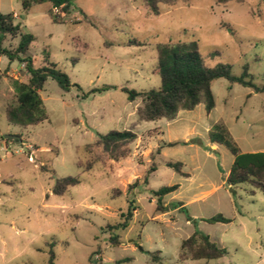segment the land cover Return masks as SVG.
<instances>
[{"label": "rangeland", "instance_id": "rangeland-1", "mask_svg": "<svg viewBox=\"0 0 264 264\" xmlns=\"http://www.w3.org/2000/svg\"><path fill=\"white\" fill-rule=\"evenodd\" d=\"M48 9L19 8L35 39L28 54L39 66L46 52L71 87L48 78L39 92L48 121L21 129L5 119L13 88L0 79V136L18 138L0 139V264H47L53 242L54 264H152L156 251L161 262L180 264L179 245L195 231L226 254L185 264H264V195L245 184L228 188L233 156L208 142L222 123L242 153L264 152V1L72 0L64 24L52 23ZM82 14L86 21L74 24ZM178 43H195L206 67L227 66L261 91L216 79L210 111L201 101L172 120L144 121L140 98L129 101L125 90L159 89L157 68ZM111 132L136 136L128 157L106 160L112 147L83 151ZM172 185L178 189L157 211L154 192ZM127 214L126 229L109 228ZM218 214L230 222L207 221ZM116 235L121 244L113 246Z\"/></svg>", "mask_w": 264, "mask_h": 264}, {"label": "trees", "instance_id": "trees-1", "mask_svg": "<svg viewBox=\"0 0 264 264\" xmlns=\"http://www.w3.org/2000/svg\"><path fill=\"white\" fill-rule=\"evenodd\" d=\"M72 0H20L23 11L27 12L33 6L48 4L47 14L54 24H64V17L70 12ZM264 1V0H263ZM58 13H54V9ZM157 15V12L154 13ZM86 16L82 14L80 23L86 21ZM34 37L24 31L19 23L15 21L12 14L0 13V57H5L9 62L16 61L23 65L27 76L26 81L9 79L13 88L12 95L14 101L7 103L4 109L5 119L9 124L16 125L21 129L34 128L48 121L43 102L39 95L45 81L53 79L57 86L68 91L71 87L69 78L66 74L56 69V66L47 63L48 55L43 52L42 64L36 66V59L29 56V48L34 41ZM10 41H16L10 47ZM157 73L161 78V87L157 90H149L137 93L126 91L128 100L133 101L140 98L141 107L139 114L141 119L147 122L160 119L172 120L176 117L179 110L190 111L201 101H204L206 111L214 107L211 84L216 79H226L231 84H239L254 88L256 92L261 91L255 88L250 81H246L245 75L234 77L230 74L229 68L218 65L214 68L206 67L197 52L195 43H178L171 49L169 63H160ZM111 89L108 86L100 89H93L91 93H100ZM0 139L4 142L14 143L15 141ZM136 136L131 132H111L107 135H98L95 145H87L83 151L93 153L94 147L98 146L102 150L112 147L108 155H104L106 160L115 162L125 159L130 155L129 146L135 141ZM208 142L210 144L223 146L232 156L233 162L228 175L225 178V185L228 188L245 184L250 187L248 193L254 195L259 192L264 195V152L242 153L239 148L231 141L226 127L222 123H216L208 132ZM166 166L175 170L182 176V165L177 162H167ZM70 182L75 183L74 180ZM178 185L161 187L154 192L157 198V211L162 212V198L175 192ZM116 195L120 194L114 191ZM123 223L116 224L110 229L127 228V222L131 215L121 216ZM209 223H229L230 219L218 214L207 220ZM113 246L121 244L119 236L109 238ZM50 247L47 264H54L55 254L52 244ZM159 251L150 253L152 264H165L158 258ZM226 254L225 249L210 241L209 236L203 235L198 231L193 232L188 238L181 241L178 250V263L185 264L187 261H212L222 258Z\"/></svg>", "mask_w": 264, "mask_h": 264}, {"label": "crops", "instance_id": "crops-1", "mask_svg": "<svg viewBox=\"0 0 264 264\" xmlns=\"http://www.w3.org/2000/svg\"><path fill=\"white\" fill-rule=\"evenodd\" d=\"M21 7L20 5V0H0V13L1 14H12L13 17L15 18V21L19 23L24 31L25 25L22 23L23 20L19 14V8ZM35 6H33L30 10L27 12L23 11L24 13H29L34 9ZM48 11V10H47ZM19 71H20V66L19 63H17L16 66H14L13 63L9 62L5 57H0V79H14V80H19ZM8 91L11 93L12 89L9 87ZM211 145V144H210ZM212 147H215V144L212 145ZM255 152H261V151H252L249 153H255Z\"/></svg>", "mask_w": 264, "mask_h": 264}, {"label": "water", "instance_id": "water-1", "mask_svg": "<svg viewBox=\"0 0 264 264\" xmlns=\"http://www.w3.org/2000/svg\"><path fill=\"white\" fill-rule=\"evenodd\" d=\"M3 139L15 141V143H18V138L16 136H2Z\"/></svg>", "mask_w": 264, "mask_h": 264}, {"label": "built area", "instance_id": "built-area-1", "mask_svg": "<svg viewBox=\"0 0 264 264\" xmlns=\"http://www.w3.org/2000/svg\"><path fill=\"white\" fill-rule=\"evenodd\" d=\"M53 12H54V13H58V9L55 8V9L53 10ZM21 66L23 67V65H21Z\"/></svg>", "mask_w": 264, "mask_h": 264}]
</instances>
